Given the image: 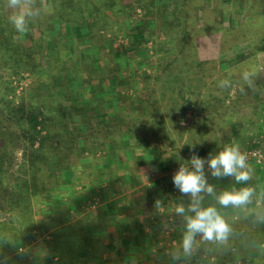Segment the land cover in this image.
<instances>
[{
  "label": "crops",
  "instance_id": "obj_1",
  "mask_svg": "<svg viewBox=\"0 0 264 264\" xmlns=\"http://www.w3.org/2000/svg\"><path fill=\"white\" fill-rule=\"evenodd\" d=\"M216 55L218 52L210 57L215 59ZM254 59L264 62V54ZM259 79H264V73ZM93 81L87 84L86 93L94 97L87 98L86 94L89 100L86 103L87 110L92 113L94 108L97 109V117L90 118L88 124L99 129L87 142L95 141L100 154L90 152L94 160H84L83 169L89 171V191L96 194L92 197L73 196L72 176L63 179V188L70 194L65 199L54 196L52 211L36 213L32 218L35 228L29 232L26 207L30 201L23 200V185L19 189L10 187L12 197H0V264H43L48 252L40 248L41 240L51 239L49 233L40 235V222L46 221H57L56 229L64 226L77 229L80 226L102 244L99 258L84 256L78 264H264V160L261 163L249 160L253 174L247 185L236 184L231 177L214 179L206 173L217 195L244 186L253 187L256 194L250 204L240 208H222L215 195H205L203 205L215 206L231 226L232 233L223 244L205 242L198 236V246L190 257L184 256L180 248L185 218L176 214L178 205L188 207L189 198L182 196L172 183V175L181 165L189 163L193 152L198 155V147L215 155L224 146L238 142L246 154L259 151L264 158V97H258V102L237 106L227 122L222 120L227 131H214L210 145L197 144L190 148L182 143L179 156L177 151H172L174 140L169 135L170 128H167L165 119L160 139L152 138V144L146 145L129 135L127 126L138 119L134 112L139 106L138 100L143 97L140 93L128 90L129 85L123 89L118 87L114 84V77L107 86L105 78L100 79L102 85L99 87L93 85ZM255 90L264 96V88L258 86ZM84 94L81 96L85 99ZM187 113L190 117L185 121ZM204 119L203 113L194 108L186 109L178 123L181 136L188 133L195 122ZM7 167L10 168L8 159L0 162V174L7 172ZM22 169L14 173L20 175ZM36 202L40 206V200L36 199ZM102 214L108 218V226L90 231L87 221ZM91 253H95L94 248ZM174 254H178L177 259L173 258Z\"/></svg>",
  "mask_w": 264,
  "mask_h": 264
},
{
  "label": "rangeland",
  "instance_id": "obj_2",
  "mask_svg": "<svg viewBox=\"0 0 264 264\" xmlns=\"http://www.w3.org/2000/svg\"><path fill=\"white\" fill-rule=\"evenodd\" d=\"M144 2L153 10V14L148 19L152 23L145 27L150 31L152 30L153 34V38L148 41H139L136 45H132L131 38L127 37L124 32L106 35L100 33L99 36L80 39L81 35H77L76 31L70 26L59 24L50 32L51 35L49 33L50 38L46 43L48 49L40 53V49H42L40 47V25L42 30L47 31V16L52 12V8L48 6L46 0L37 1L39 5L37 10L41 15L39 18L37 17L38 21L36 19L39 26H33L31 29L32 36L36 39L33 41L34 44L25 36L27 31L24 33L19 32L16 36V41L25 47L34 48L37 51L36 60L38 64L42 61L45 71L42 73L35 71L34 74L22 72L19 77L13 79L15 76L10 77L11 71L0 70V98L2 100L5 99L6 85H9V79H13L12 88L13 86L16 88L17 95H20L24 90L27 92L34 90L40 93V85L42 90H45L48 85V79L46 78L48 70L52 69L57 62L71 60L77 64L76 67H79L80 61L78 57L86 58L92 56L96 71H101L100 74L104 75V72L109 73L111 70L110 72L115 78L114 84L118 87L123 89L129 85L128 90H134V92L140 93L139 95L145 96V98L150 97V100L154 101L155 104L158 100V117L165 119L167 128H170L169 135L174 140L173 152L177 151L180 156L181 151L179 152L178 149L182 147L180 146L182 143L185 147L197 144L210 145L214 138V131H227L228 127L222 120L225 119L227 122L228 118L232 117V114L236 112V105L233 104L232 100L239 92H242L243 98L249 95L246 90L264 73V62L262 60L257 62L256 59L251 60L250 46L247 44H239L228 51H226L227 49L224 50L225 46H222V38L225 30L223 28L216 30L210 24L205 26L202 22L204 11L208 13H205L206 15L215 14V17L219 15L218 18H221L222 22L219 25L225 24L230 29L234 24L240 27L246 12L252 13L253 9L258 11L259 5L261 8L262 4L258 0H157V2L150 5H148L149 0ZM249 5L251 6L248 7ZM201 7H203V10ZM180 8L187 10L190 14H196L197 31L200 32L196 59H192V57L190 59L188 56L192 41H187L181 54L178 53V44L170 42V36L178 37V34L182 32L179 27H175L176 24L174 27L168 26L171 30L167 31L166 35L161 34L163 22L171 20V12L175 11L176 13ZM197 8L201 9L195 10ZM5 9L7 15L10 16L12 10L7 6ZM136 13V17L141 20L145 11L138 6ZM248 18L249 15L246 17L247 21ZM253 19L256 20L255 24L258 22H263L264 24V17L261 15L259 17L257 15L253 16L250 21ZM55 38H58L60 43L66 45L67 49H59L55 44L57 43ZM255 40L251 38V41ZM216 52H218L217 57L215 59L211 58L210 56ZM205 57L210 59H204ZM191 60L206 62V64L197 67L195 61L193 63ZM186 61L189 63L187 66L185 65ZM85 62L86 64L90 63L88 58L85 59ZM245 72L252 74L251 82L244 81L243 74ZM179 73H181L180 81L173 82V77ZM170 76L172 77L170 78ZM84 77L87 78L86 75ZM224 80L230 82L231 86L227 89L220 86ZM93 82V85L98 87L100 84L102 85L100 79H95ZM104 83L106 86L108 85L106 79ZM87 84L72 81L70 86L75 92L79 90L82 93L85 92V100L88 102L86 94L88 95L87 98H93L94 95L86 93ZM166 86L169 87V90L166 89ZM248 86L249 88H247ZM37 93H28L27 100L29 95L39 100ZM8 99L10 100L11 97H8ZM9 100L0 102V113L5 120L4 123L7 124V129L5 130L4 123H0V162H5L8 159L10 167H7V172L0 174V182H2V184L0 183V197L4 199L12 197L13 190H9L10 187L16 186L19 189L23 185L24 193V184L28 182L30 175V158L35 155L36 151L34 150L40 148L39 137L34 140L36 141L34 145H31L34 134L31 126L24 119L25 115L21 119V123H17L16 119H14L15 121L12 119L16 114L15 111H10L11 108H19L22 105H19L15 100V106H13ZM155 104L152 105V108L156 107ZM188 108H194L196 111L203 113L205 119L203 122H195L188 133L181 136L182 131L178 128L180 121H175V118L180 117ZM174 110H176L178 115H174ZM18 116H20V113ZM81 147L79 145L78 149L80 150ZM83 147L85 151H81L82 153L79 155H77V151L68 156L65 154V149L61 150V156L64 161L67 163L71 162L73 167L67 170L63 169L60 172V188L54 196L60 195L63 199L68 197L70 193L63 188L62 180L65 178L69 179V176H72L71 188L73 196L75 194L92 197V195L96 194L95 192H90L89 187H87L90 186L87 185L90 176L89 171L83 169V166L84 160H94L90 152L96 151L95 155L100 154L99 146L96 145L95 141H91L87 142ZM37 153L38 151L36 156ZM55 160V157L50 156L49 161L51 163L47 168L51 170ZM92 162L93 164L95 163V161ZM86 166L90 167V165ZM21 168H24L20 174L22 177L14 173ZM68 170L70 171L69 174L67 173ZM9 171L12 173H8ZM24 199H26V202L30 201L29 215L34 218L35 214L42 210L41 206L36 205L38 203L36 199L40 200V197L29 196V191H27L23 194ZM31 201H34V203ZM81 206H83V203ZM80 210L84 212L83 208ZM45 224H48L47 221ZM220 249L222 250L221 247Z\"/></svg>",
  "mask_w": 264,
  "mask_h": 264
},
{
  "label": "trees",
  "instance_id": "obj_3",
  "mask_svg": "<svg viewBox=\"0 0 264 264\" xmlns=\"http://www.w3.org/2000/svg\"><path fill=\"white\" fill-rule=\"evenodd\" d=\"M37 1L40 0H36V6L39 7ZM144 1L46 0L48 6L52 8V12L47 16V31L42 30L40 25V47L42 48L40 49V53L48 49L46 43L50 38V32L59 24L70 26L76 31L77 35H81L80 39L99 36L100 33L106 35L124 32L127 37L131 38L132 45H136L139 41H148L153 38V34L151 32L152 30L150 31L145 27H148L152 23L148 19L153 14V10ZM258 1L262 4V7L260 8L259 5L258 11L257 9H253L252 13L246 12L244 21L240 27L234 24L229 29V26L225 24L219 25L222 23L221 18H218L219 15H216V17L214 16L215 14L206 15L208 14L206 11H204L202 22L205 26L208 24L212 25L211 27L216 30L219 28L225 30L222 38V46H225L224 50L227 49L226 51H228L233 46L239 44H247L250 46L251 60H253L254 57L264 54V24L263 22L255 24V19L250 21L256 15L258 17L259 15L264 17V0ZM154 2H157V0H149L148 5ZM6 6L7 0H0V70L11 71L10 77L15 76L13 79L19 77L22 72L34 74L35 71H40L42 73L45 71V67L43 68L42 61L38 64L36 60L37 51L34 48L25 47L16 41V36L19 32L9 22V16L5 9ZM138 6L142 7L145 11L144 17L141 20L136 17V9ZM201 8L203 10V7ZM38 13L35 18L30 20L25 35L32 43L36 39L32 36L31 29L33 26H39L37 17L39 18L41 14L39 11ZM170 15L171 20L163 22L161 34L166 35V32L171 30L168 26L174 27L176 24L175 27H179L182 32L178 34L179 36L177 35L178 37L170 36V42H174L176 45L178 44V53L181 54L185 49L187 41H192L188 56L190 59L191 57L192 59H196L199 47L198 35L200 34L197 31L196 14H190L187 10L180 8L178 12L175 13L173 11ZM248 15L249 18L247 21L246 17ZM251 38L256 40L251 41ZM55 40H57L55 44L59 49H67V46L60 43L58 38H55ZM86 58H88L90 63L86 64ZM86 58L78 57L80 61L79 67H76L77 64L71 60L57 62L52 69L48 70L46 74L48 85L45 90H42L40 85V93L34 90L28 92L24 90L20 95H17L16 88L14 86L12 88L13 79H9V85H6L7 91L4 96L5 99L2 100L0 98V102H4L5 100H9L8 97H11L9 101L13 106H15V100L19 105H22L19 108L12 107L10 111H15L16 116L14 115L12 119H16L17 123H21V119L25 115L24 119L27 120L26 122L31 126L34 134L31 141L32 146L36 142L34 140L39 137L40 148L34 150L36 152L38 151L37 156L35 152V155L30 158V175L28 182L24 184V193L29 191V196L40 197V206H43L40 211H52L51 203L53 196L60 188V172L63 169L67 170L73 167L71 162L67 163L64 161V158L61 156V150L65 149V154L68 156H71L73 152L77 151V155H79L82 153L81 151H85L83 145L85 146L87 141L95 133V130L99 129L88 124L90 118L97 117V109L94 108V113L91 110H87V101L81 96V91L75 92L71 89L70 83L72 81H79L83 84H91V81L94 79L101 78L110 81L113 75L110 72L111 70L109 73L104 72V75H101V71H96L93 65V57L88 56ZM194 61L197 67L206 64V62L191 60L193 63ZM187 64L189 63L186 61L185 65L187 66ZM181 73L173 77V82L180 81ZM172 74L174 75V73ZM84 75L87 78H84ZM258 86L264 88V79L261 80L258 77L250 88L248 86L247 88L249 89L246 91H248L249 95L245 98L241 95L242 92H239L232 100L233 104L236 105L235 107L247 105L251 101H253L252 103L258 102L256 100L258 97H264L261 95V91L256 93L257 89L255 90V88ZM166 89L169 90V87L166 86ZM33 92L39 95V100L38 98L30 97V95L27 100L28 93ZM25 102H27L26 105H24ZM138 104L139 106L134 112V114H138L137 122L127 126L128 133L136 141H141L149 145L152 144V138L153 140L160 139V135L163 132V118L160 119L158 117V100L155 104L154 101L150 100V97L145 98L143 96L138 100ZM154 104L156 107L152 108ZM178 110L181 111L180 109ZM173 112H175V116L178 115L176 110ZM19 113L20 116H18ZM180 117H176L175 121H179ZM4 121L0 113V123H4ZM3 126L6 130L7 124L4 123ZM79 145L82 146L80 150L78 149ZM197 154L202 158H208L209 155L207 149L204 147H198ZM50 156L56 158L51 170L47 168L51 163L49 161ZM29 207L27 206V228H29V232H32L35 227L29 215ZM107 219L105 214H102L93 219V221L88 220L87 226L90 231L95 229L103 230L108 226ZM56 225L57 221L48 224L40 222V235L49 233L51 237L50 240L46 238L41 240L40 248L43 247L48 252L47 257L42 262L43 264H78L80 258L83 259L84 256L89 255H93L92 258H99L100 253L98 252L102 251V244L97 242L95 237L90 235L91 233L85 231L80 226L77 229H71L67 226L56 229ZM93 248L95 249V253L90 254Z\"/></svg>",
  "mask_w": 264,
  "mask_h": 264
},
{
  "label": "clouds",
  "instance_id": "obj_4",
  "mask_svg": "<svg viewBox=\"0 0 264 264\" xmlns=\"http://www.w3.org/2000/svg\"><path fill=\"white\" fill-rule=\"evenodd\" d=\"M7 7L12 10L9 22L20 33L26 32L30 20L39 14L36 0H7ZM243 79L245 82H251L252 74L245 72ZM220 86L227 89L231 85L228 80H224ZM188 162L187 165H181L172 175V183L182 196L189 198L188 207L178 205L176 214L185 218V231L180 248L184 256L190 257L198 246V236L205 242L223 244L232 233L231 226L215 206L203 205L205 195H215L222 208H240L250 204L256 192L253 187L244 186L238 190L233 187L217 195L215 186L208 181L206 165L208 173L214 179L231 177L236 184L244 185L252 179L253 169L248 155L241 150L238 142L224 146L208 158H202L193 152ZM173 258L177 259L178 254H174Z\"/></svg>",
  "mask_w": 264,
  "mask_h": 264
},
{
  "label": "built area",
  "instance_id": "obj_5",
  "mask_svg": "<svg viewBox=\"0 0 264 264\" xmlns=\"http://www.w3.org/2000/svg\"><path fill=\"white\" fill-rule=\"evenodd\" d=\"M189 117H190V115H189V113H187L186 116L184 117L185 121L187 119H189ZM247 155H248L249 160L254 159L257 163H261L264 160L262 154L259 151H251V152L247 153ZM205 167H206V173H208L207 165Z\"/></svg>",
  "mask_w": 264,
  "mask_h": 264
}]
</instances>
